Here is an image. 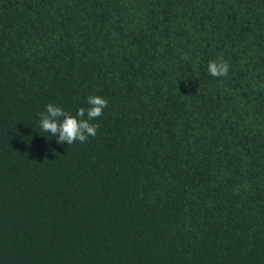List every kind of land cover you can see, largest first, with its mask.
Segmentation results:
<instances>
[{
  "label": "trees",
  "instance_id": "16d2710c",
  "mask_svg": "<svg viewBox=\"0 0 264 264\" xmlns=\"http://www.w3.org/2000/svg\"><path fill=\"white\" fill-rule=\"evenodd\" d=\"M0 264H264V0H0Z\"/></svg>",
  "mask_w": 264,
  "mask_h": 264
},
{
  "label": "clouds",
  "instance_id": "9594fccd",
  "mask_svg": "<svg viewBox=\"0 0 264 264\" xmlns=\"http://www.w3.org/2000/svg\"><path fill=\"white\" fill-rule=\"evenodd\" d=\"M229 70V62L222 57L208 64V72L217 78L226 77ZM87 103L89 107L79 108L75 115L56 104H47L45 110L40 113V128L45 133H51V136L57 137V143L61 145L67 143L71 146L77 141L81 143L88 141L90 137L97 135L101 125L95 121L103 116L109 102L102 96L90 95Z\"/></svg>",
  "mask_w": 264,
  "mask_h": 264
}]
</instances>
